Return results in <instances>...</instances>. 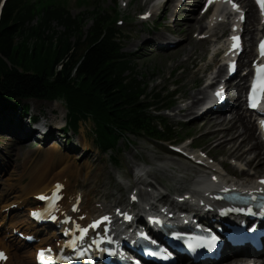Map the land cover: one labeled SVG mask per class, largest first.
<instances>
[{
	"label": "trees",
	"instance_id": "16d2710c",
	"mask_svg": "<svg viewBox=\"0 0 264 264\" xmlns=\"http://www.w3.org/2000/svg\"><path fill=\"white\" fill-rule=\"evenodd\" d=\"M98 10L95 4L93 24L83 34L60 0H7L0 15V98H62L70 126L76 130L90 117L95 139L106 149L126 132L151 129L132 60ZM52 21L64 29L52 30Z\"/></svg>",
	"mask_w": 264,
	"mask_h": 264
},
{
	"label": "rangeland",
	"instance_id": "374dc122",
	"mask_svg": "<svg viewBox=\"0 0 264 264\" xmlns=\"http://www.w3.org/2000/svg\"><path fill=\"white\" fill-rule=\"evenodd\" d=\"M96 1H101V6L108 11H111L114 7L113 0H88V2L65 0L64 4L72 15H76L78 12L81 13L83 11L86 12L87 10H90L93 3ZM142 1L145 0H133L125 13L132 15L135 11L139 12L143 10L146 7V3H143ZM188 15L180 14L176 20L179 23L177 30L182 32L181 38L183 43L173 50L155 52L153 50L154 45L146 43L147 38H145L144 33H146V31L150 32V27L155 24V18L152 19L153 23L149 21L146 25L139 24L134 26V28H131L126 24L122 26L125 32H129L130 34L129 39L124 42L123 51L128 53L133 59L135 64V73L138 74V79L147 83L149 87L156 86L157 88H161L162 86L167 85L170 87H178L180 94L185 96H188L190 92L195 91V89L192 88V84L195 79L199 78L198 72L194 69L193 63H191L192 61H185L187 57L185 52L186 49L191 48L192 56L196 58V63L204 61L208 44L198 42L194 39V36L197 34L194 27L188 32L185 30L186 25L192 23L193 20H191L190 23L189 21L180 23L183 18L191 17ZM157 16L160 25H165L167 17L161 19L160 13H158ZM84 18L86 26H84L83 30H86L91 23V20L89 19V15L86 13H84ZM188 19L190 20V18ZM51 29L60 32L63 30V27L59 23L54 22L51 24ZM140 29L143 32L141 31L140 34L137 35L135 31ZM171 36L172 35H168V37H170L168 39L172 40L173 37ZM188 36L190 38V43L187 46L188 48L185 49L183 44H185V38L187 39ZM71 41H75L74 35L71 37ZM172 82H174L173 85L171 84ZM24 102L29 105L28 113L43 115L46 121L51 125V129H54L53 126L55 122L63 121V118H65L66 110L61 100L49 102L29 99L24 100ZM58 104L63 106L62 111L58 109ZM165 119L171 126L177 127L175 124L176 118L174 116L167 115ZM0 126H6V123L3 121V123H0ZM179 126H182L180 132L181 135H184L185 131L187 133H191L194 135L195 142L198 143L199 146L208 150L214 157H216V155H220L218 158L224 159L227 155L225 150L216 146L214 138H209L205 135V127L199 129L196 125H189L185 127L184 125ZM9 127L12 129L5 130V128H0V190L5 191V189L11 188V194L16 193L17 186L26 183L28 177H34L40 170H46L42 163L46 159L43 158V149L51 150L49 151V158H53L56 155L54 152L68 153L71 158H80L81 164L85 162L90 164L92 168L96 169V173H99L97 171L101 168L102 171L99 174L102 177V181L93 180V176H90L88 178L92 179L91 183L87 180H75L72 182V186L75 189H82L85 191H88L89 188L93 189L88 193L89 198L96 196L97 198L102 199L103 194L108 197H118L123 191L121 187L126 186V184L132 182L133 180L130 174L132 167L134 165H138V163H141L142 161L146 162L148 167H155V162H162L168 166L167 172L184 175L185 178H183V180H185L186 183H190L197 174L195 171L196 169L192 167L190 163L179 157L164 152V150H161L157 144L152 143L147 138L141 136L128 134L127 137H121L118 139V142L113 148H110L103 153L96 147L94 142V125L90 119H86L84 122L80 123L78 134H74L72 136L74 141H86V144H88L90 151L86 152L84 155L77 151L73 152L67 148H62L59 143H48L43 145L42 143L34 144V141L28 138L18 140V138L10 134L16 130L15 126ZM70 134L71 132L68 133V135ZM261 151L263 152L264 150L261 149ZM253 155L254 153L251 152L248 156ZM24 156H27V160L23 159ZM109 156H111V159L113 156L117 160V163L113 160L111 161ZM174 167H179L182 171H168L169 169L175 170ZM58 168L59 166H57L53 172L57 171ZM232 169L236 171L234 167H232ZM257 174H264V167L261 168ZM105 176L108 177L103 179ZM169 182L170 181H167V183ZM92 183L96 184V186H93ZM94 191L98 192V194H95ZM123 199H125V195L123 196ZM3 202L4 198L0 200V204ZM25 217L26 213L22 214L20 212L17 214L16 220L23 221ZM45 235L47 236L48 232H46ZM20 249L25 250H21L20 252L18 251V254L14 255L13 264H32V250L28 246Z\"/></svg>",
	"mask_w": 264,
	"mask_h": 264
},
{
	"label": "bare ground",
	"instance_id": "6f19581e",
	"mask_svg": "<svg viewBox=\"0 0 264 264\" xmlns=\"http://www.w3.org/2000/svg\"><path fill=\"white\" fill-rule=\"evenodd\" d=\"M195 0L193 1V3ZM244 5L247 7L248 13H247V26H246V35L248 36V39H250L251 34L253 33L255 29L254 22L256 20L255 12L253 5L251 4L250 0H242ZM195 24H198L201 26L200 21L198 19H195ZM194 24H187V27L192 28ZM188 43V40L186 44ZM186 44H183V46H186ZM186 49V48H185ZM191 48L186 49V55L187 60L192 59V61L195 63V59L192 58L191 55ZM247 55V52H246ZM237 92L239 93L241 91V83L237 84ZM201 89H199L200 91ZM199 93V92H197ZM197 93H191L189 94V98L191 99V102L187 105L184 109H179V112H189L192 110V108L197 104L198 98ZM59 124V122L54 123ZM203 125L206 127V135L209 138H214L216 141V146H218L220 149L225 150L228 155L234 157L237 160H243L245 161L246 165L251 166L253 170L258 173L261 168L264 167V151L262 152V145L258 137L255 135V126L253 123H251V120L246 117V114L244 111H242V108L240 106H237L236 109L232 110L229 115L224 114H214V115H207L205 122ZM10 130V128H9ZM82 145V147L85 150H90L88 144L85 142H78ZM50 149H43L44 157L46 158L50 155ZM253 152V156H248L250 153ZM56 153V158L59 157V160L55 161L53 164L54 169L59 166V172H62L66 170V172L71 177H80L85 176L88 177L89 175V168L91 167L90 164L87 162L82 163L81 165L76 160L77 157H71L68 153H61V152H54ZM48 158L45 159V161ZM45 163V162H44ZM43 163V164H44ZM48 163V161H46ZM49 164V163H48ZM53 165L49 164V168ZM153 171H158L162 174L167 175L171 179L176 180L181 184V186H184V182L181 181V178L177 176H173L172 174L167 173L165 170V166H159V167H153ZM101 168L99 173H101ZM104 172V170H103ZM83 173V174H82ZM99 173H96L95 171L91 176H94L97 180H101V176ZM255 174V173H254ZM150 176V175H149ZM151 177V176H150ZM199 178L194 180L191 186L186 185L187 190H196L201 188L205 182L201 181L202 176H198ZM107 178V177H106ZM253 181V179L245 180L243 183H249ZM51 185L50 183H46L42 177L37 173L34 177H32L29 182L26 184L25 187H23L22 194L19 195L16 199L22 198L24 196L29 195H35L39 192H43V190L49 188ZM51 188V187H50ZM49 188V189H50ZM66 189H64V192ZM14 202V201H13ZM14 226V224L12 225ZM10 226V227H12ZM55 233V231L53 232ZM0 246H4V240L0 239ZM7 248H10L9 246ZM12 248H15V252H18V249L13 246ZM10 259V258H9ZM9 261V260H8ZM32 264H34V260L32 261Z\"/></svg>",
	"mask_w": 264,
	"mask_h": 264
},
{
	"label": "snow or ice",
	"instance_id": "6c2138e0",
	"mask_svg": "<svg viewBox=\"0 0 264 264\" xmlns=\"http://www.w3.org/2000/svg\"><path fill=\"white\" fill-rule=\"evenodd\" d=\"M258 2H261V0H258ZM233 7H236V5H233ZM261 7H262V10H264V2H261ZM233 39H236V38L234 37ZM233 47H238V45L237 44H234ZM261 55H264V47H262ZM257 74H258V76L261 79V88H262V90H264V65H258L257 66ZM253 89H254V91L256 89V81L255 80L253 81ZM251 99H253V98L250 96V100ZM252 106L255 107L256 106L255 103H252ZM261 123H262V125H264V121H261ZM262 182H264V181H262ZM41 198L43 199L45 197L42 196ZM133 198H135V197H133ZM33 215H36V213L34 212ZM103 219L104 220H107L108 218L107 217H104ZM98 223H99V221H97L92 226L95 227L96 224H98ZM83 231H86V229L83 230ZM212 239L214 241L215 240V237H213ZM189 246L192 247V245H189ZM81 255H82V253H81ZM2 257H3V253L0 252V258H2ZM42 258H43V252H41V259ZM65 259H71V257H66Z\"/></svg>",
	"mask_w": 264,
	"mask_h": 264
}]
</instances>
